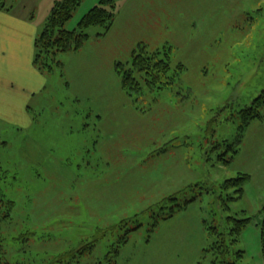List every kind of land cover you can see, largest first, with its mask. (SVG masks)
<instances>
[{
  "label": "rangeland",
  "instance_id": "1",
  "mask_svg": "<svg viewBox=\"0 0 264 264\" xmlns=\"http://www.w3.org/2000/svg\"><path fill=\"white\" fill-rule=\"evenodd\" d=\"M62 1L7 7L36 17L39 39ZM86 34L53 70L24 43L25 86L0 89V264H217L209 227L229 217L251 219L239 264H264V0H119L111 30ZM140 48L170 55L172 85L123 89L117 65ZM257 99L262 119L246 121ZM240 175L227 210L219 187Z\"/></svg>",
  "mask_w": 264,
  "mask_h": 264
},
{
  "label": "trees",
  "instance_id": "2",
  "mask_svg": "<svg viewBox=\"0 0 264 264\" xmlns=\"http://www.w3.org/2000/svg\"><path fill=\"white\" fill-rule=\"evenodd\" d=\"M7 1L0 0V8L10 11L11 9L7 7ZM84 1L63 0L54 6L44 31L35 45L36 56L34 64L39 70H53L54 65H60L57 61L58 54L79 51L88 40L86 30L89 28L97 26L104 28L107 32L111 30L114 25L115 10L119 0H102L98 7L91 10L83 18L78 30L70 32L66 29L68 22L73 18ZM170 61V55L167 52L149 53L146 48H140L134 54L131 68L126 69L124 65H117V72L122 76L123 89L129 94H133L141 91L143 83L151 88L156 87L158 89L172 85L175 76H170ZM177 70L182 71L183 68L178 66ZM262 103L261 99H257L254 108H249L242 112L243 118L246 121L262 119L257 112V108L261 107ZM228 163L226 161V164ZM249 179L250 177L247 175H240L220 185V192L223 193V196L219 197V199L225 209H229L228 201H236L243 197L244 186ZM231 189H234V194L227 195L225 198L224 193ZM177 200L176 196L169 199L170 202H177ZM188 203L186 202L184 206L174 204L171 210L172 215L170 214L168 218H171L176 212L175 208L182 209ZM262 214L264 216V208ZM250 222V218L239 220L229 217L228 228L224 232H220L217 228L209 227L211 234L217 237V241L213 245L215 254L220 259L217 264H239L243 260L245 252L235 251L234 247L240 242L242 232ZM261 241L264 258V217L261 226Z\"/></svg>",
  "mask_w": 264,
  "mask_h": 264
},
{
  "label": "crops",
  "instance_id": "3",
  "mask_svg": "<svg viewBox=\"0 0 264 264\" xmlns=\"http://www.w3.org/2000/svg\"><path fill=\"white\" fill-rule=\"evenodd\" d=\"M35 18L26 19L0 8V89L5 87L9 91L25 86L23 73L19 72V59L25 55L23 44L29 42L28 57L33 60V44L36 45L41 31V24Z\"/></svg>",
  "mask_w": 264,
  "mask_h": 264
}]
</instances>
